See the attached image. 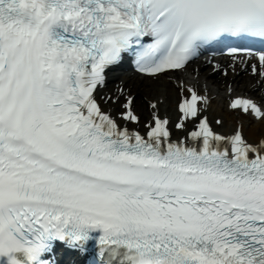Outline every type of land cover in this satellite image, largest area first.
Wrapping results in <instances>:
<instances>
[{"label": "snow or ice", "instance_id": "6c2138e0", "mask_svg": "<svg viewBox=\"0 0 264 264\" xmlns=\"http://www.w3.org/2000/svg\"><path fill=\"white\" fill-rule=\"evenodd\" d=\"M247 37L264 43V0H0V264L93 241L97 264H264V137L204 118L173 140L155 112L145 136L94 95L123 53L155 76ZM241 51L264 76V48ZM188 92L177 129L206 101ZM131 99L120 119L138 124ZM230 107L264 119L249 99Z\"/></svg>", "mask_w": 264, "mask_h": 264}, {"label": "bare ground", "instance_id": "6f19581e", "mask_svg": "<svg viewBox=\"0 0 264 264\" xmlns=\"http://www.w3.org/2000/svg\"><path fill=\"white\" fill-rule=\"evenodd\" d=\"M209 68L208 65L199 66L197 63V70L186 67L181 71L161 74L154 78L126 72L112 81H107L97 96L102 109L115 114L120 110L124 96L131 95V108L139 118L136 126L147 119L150 115L149 111H156L158 115L172 121L176 117L174 107L178 99L177 89L191 82L199 93H205L207 104L204 113L208 115L209 122L212 123L214 117L219 118L220 123L213 125L216 130L225 134L230 133L238 123L248 142H255L264 137V119L251 118L236 110H230L226 107L225 101L226 95L241 92L259 100L264 109V101L258 94L259 85L256 84V77L246 74L244 70H240L237 74L227 73L221 76L215 71L210 72ZM118 88H120L119 92ZM151 103L156 104L155 109L151 107ZM183 132V128L178 131L173 130L176 136Z\"/></svg>", "mask_w": 264, "mask_h": 264}]
</instances>
